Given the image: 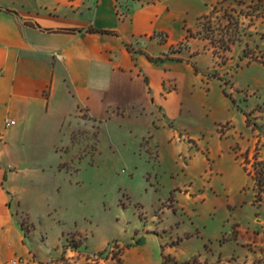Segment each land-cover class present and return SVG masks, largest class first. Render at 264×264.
<instances>
[{
    "label": "rangeland",
    "instance_id": "1",
    "mask_svg": "<svg viewBox=\"0 0 264 264\" xmlns=\"http://www.w3.org/2000/svg\"><path fill=\"white\" fill-rule=\"evenodd\" d=\"M164 1L151 36L113 38L139 60L149 104L83 130L54 183L65 206L31 211L40 239L28 240L51 264L255 256L239 231L264 233L252 175L264 159V0ZM222 37L235 38L227 51Z\"/></svg>",
    "mask_w": 264,
    "mask_h": 264
},
{
    "label": "crops",
    "instance_id": "2",
    "mask_svg": "<svg viewBox=\"0 0 264 264\" xmlns=\"http://www.w3.org/2000/svg\"><path fill=\"white\" fill-rule=\"evenodd\" d=\"M171 10L164 0H0V264L53 263L28 240L39 238L31 211L65 206L54 183L80 157L83 130L114 107L149 104L139 60L113 38L149 37ZM239 235L255 253L250 264L264 257V233Z\"/></svg>",
    "mask_w": 264,
    "mask_h": 264
},
{
    "label": "trees",
    "instance_id": "3",
    "mask_svg": "<svg viewBox=\"0 0 264 264\" xmlns=\"http://www.w3.org/2000/svg\"><path fill=\"white\" fill-rule=\"evenodd\" d=\"M118 16L120 17V19H123V15L122 14H118ZM208 21V19H207ZM211 32H213V30L211 28H209ZM215 31V30H214ZM200 34V32L198 33ZM205 38H207L205 36ZM235 40V38L233 39H226L225 37H222V39H220V41H218L221 45V49L222 51H227L230 49V45L231 43ZM213 41V40H212ZM214 42V41H213ZM217 54V51H214ZM219 54V53H218ZM151 61H154V59H150ZM247 160H245L244 162H246ZM255 164L252 166L253 167V179L255 181V190H256V196L258 201H261L264 198V159H259L258 156H255ZM261 165V167H259ZM248 171V170H247ZM249 173V171H248ZM162 264H208L207 262H201L199 260V258L197 257H193L191 258V260L188 261H178L174 258H169L166 259ZM251 264H264V257H260V258H255Z\"/></svg>",
    "mask_w": 264,
    "mask_h": 264
},
{
    "label": "built area",
    "instance_id": "4",
    "mask_svg": "<svg viewBox=\"0 0 264 264\" xmlns=\"http://www.w3.org/2000/svg\"><path fill=\"white\" fill-rule=\"evenodd\" d=\"M13 124H15L14 121H7V122H6V125H7V126H10V125H13ZM9 264H19V262H18V260H16V259H12V260H10Z\"/></svg>",
    "mask_w": 264,
    "mask_h": 264
}]
</instances>
